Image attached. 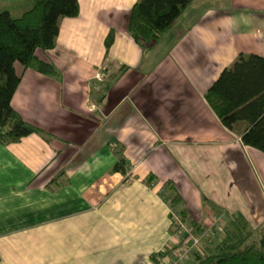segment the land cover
<instances>
[{"label": "crops", "instance_id": "1", "mask_svg": "<svg viewBox=\"0 0 264 264\" xmlns=\"http://www.w3.org/2000/svg\"><path fill=\"white\" fill-rule=\"evenodd\" d=\"M137 1L79 0L37 52L57 73L16 65L12 106L44 134L0 143V264H166L167 182L188 222L225 211L264 225V153L205 98L240 54L264 57V0H194L145 46L128 31Z\"/></svg>", "mask_w": 264, "mask_h": 264}, {"label": "trees", "instance_id": "2", "mask_svg": "<svg viewBox=\"0 0 264 264\" xmlns=\"http://www.w3.org/2000/svg\"><path fill=\"white\" fill-rule=\"evenodd\" d=\"M33 6L21 16L13 17L7 11L0 12V143L10 144L24 137L44 131L26 122L13 108L12 98L22 75L16 65L32 68L48 75L57 73L54 64L42 60L37 52H48L56 47L60 21L78 16L79 0H32ZM194 0H138L132 7L128 31L136 42L146 45L158 40L182 16ZM114 31L106 39V48L114 42ZM150 48L145 47V50ZM205 98L229 130L246 123L242 134L244 144L264 153V57L258 54H240L232 66L225 68ZM114 170L126 173V160L122 156ZM155 179L151 175L149 182ZM173 210L182 220L188 211L178 189L167 182ZM171 213V218H172ZM194 231L205 225L189 218ZM225 236L218 243H209L203 256L196 255L192 264H264V225L255 226L242 213L230 216ZM173 249H176L173 248ZM175 250L166 252L174 253ZM166 252L155 253L164 256ZM1 261V258H0Z\"/></svg>", "mask_w": 264, "mask_h": 264}, {"label": "built area", "instance_id": "3", "mask_svg": "<svg viewBox=\"0 0 264 264\" xmlns=\"http://www.w3.org/2000/svg\"><path fill=\"white\" fill-rule=\"evenodd\" d=\"M172 212L171 225L176 241V249L174 251L171 264H184L188 259L190 253L197 249V247L214 235L219 229V226L225 219L226 212L221 211L216 216L212 223L205 225V229L201 231H194L190 224H187L180 216Z\"/></svg>", "mask_w": 264, "mask_h": 264}, {"label": "rangeland", "instance_id": "4", "mask_svg": "<svg viewBox=\"0 0 264 264\" xmlns=\"http://www.w3.org/2000/svg\"><path fill=\"white\" fill-rule=\"evenodd\" d=\"M32 6H33V1L32 0H0V12L4 11V10H7L11 14V16H13V17L21 16L26 10H28ZM168 193H169L168 191L164 192V195L166 196V199L168 198ZM167 204L170 205V210L174 211L172 206H171L170 200L167 202ZM174 213L177 214L178 216H180L175 211H174ZM171 220H172V218H171ZM225 220H226V215H225V219H224L223 223L219 226V229L216 231V233L214 235L210 236L204 242H202L197 247L196 250H194L192 253H190L188 259L186 260V262L184 264H192V263H194L195 256L196 255L203 256L204 253H205V249L207 248L209 243H218L219 241H221L224 238V236H225V230L224 229L229 225V220L228 221L227 220L225 221ZM184 221L187 224H189L188 220H184ZM212 221H210L209 223L211 224ZM172 229H173V227H172ZM173 236H174V233H173ZM175 247H176V242L174 241V243L170 247L171 248L170 250H175V249H173ZM173 255H174V253H172L171 255L169 253V258L166 261V264H171V260L173 259Z\"/></svg>", "mask_w": 264, "mask_h": 264}]
</instances>
